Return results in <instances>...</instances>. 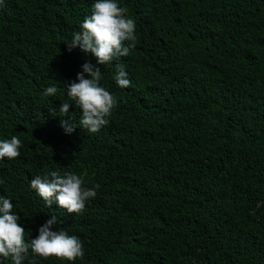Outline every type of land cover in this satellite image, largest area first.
<instances>
[{"label":"trees","instance_id":"obj_1","mask_svg":"<svg viewBox=\"0 0 264 264\" xmlns=\"http://www.w3.org/2000/svg\"><path fill=\"white\" fill-rule=\"evenodd\" d=\"M93 3L0 5V141H22L18 158L0 159V196L26 240L55 215L52 230L79 237L85 253L35 264H264V0H117L137 41L110 66L67 50ZM86 62L116 105L99 132L66 134L61 121L79 126L82 111L59 114L64 83ZM48 86L55 96L42 95ZM49 171L100 185L82 214L31 188Z\"/></svg>","mask_w":264,"mask_h":264},{"label":"clouds","instance_id":"obj_2","mask_svg":"<svg viewBox=\"0 0 264 264\" xmlns=\"http://www.w3.org/2000/svg\"><path fill=\"white\" fill-rule=\"evenodd\" d=\"M4 0H0V5ZM128 9L121 7L117 0H94L91 14L83 18L79 25L80 31L74 32L70 42H66L67 50L71 52L79 48L82 52L93 55L97 64L110 66L115 60L127 57L135 48V21L126 14ZM114 79L121 88L131 85L128 72L122 64L117 63ZM85 74L89 78H85ZM101 69L90 62L82 65V71L74 81L64 83L67 88V100L59 109V114L69 113L72 104L82 111L77 123L62 120L61 126L66 134H71L80 127L90 134H95L109 123L108 117L116 105L115 97L102 85ZM78 81V82H77ZM58 89L48 86L42 95L55 96ZM53 115L56 110L51 109ZM74 120V119H73ZM22 141L16 135L0 141V159L9 160L20 156ZM84 179L73 172L49 171L42 177L36 175L30 186L41 197L46 206L52 204L67 210L69 214L80 215L86 207V202L97 196L99 184L86 188ZM14 204L10 198L0 196V264H35V257L48 259L56 257L61 260L75 261L83 259L85 253L79 237L70 235L61 228L52 230L58 218L53 215L39 228L36 238L26 240V230L19 224L20 216L14 214ZM30 255V256H29Z\"/></svg>","mask_w":264,"mask_h":264}]
</instances>
